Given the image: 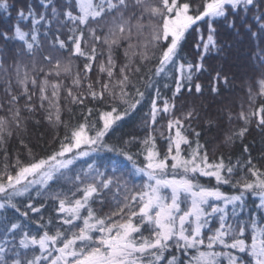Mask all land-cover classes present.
Segmentation results:
<instances>
[{"label": "snow or ice", "instance_id": "1", "mask_svg": "<svg viewBox=\"0 0 264 264\" xmlns=\"http://www.w3.org/2000/svg\"><path fill=\"white\" fill-rule=\"evenodd\" d=\"M40 4L44 12L37 13L31 5L15 9L14 35L0 32L4 41L22 42L10 63L0 59V210L11 207L30 219L29 211H40L31 202L33 190L37 197L50 192L63 227L53 232L41 216L36 223L45 231L32 235L19 222H5L0 264H264V224L252 213L243 218L248 193L259 199L256 208L264 212V169L250 154L236 164L231 158L225 162L223 155L210 158L208 145L201 143L202 132L193 127L201 120L196 105L176 115L178 97L184 90L192 92V73L204 69L202 62H180L187 34L190 30L197 34L195 46L203 61L209 52L223 50L217 40L223 25L260 40L256 53L260 71L242 84L246 93L238 112L224 107L204 123L210 131L227 122L228 127L221 129L224 146L242 141L253 124L264 133V0H69L62 6L40 0ZM12 10L9 0H0V13L11 16ZM28 20L30 33L19 23ZM42 23L46 29L53 23L58 26L47 48L38 36ZM62 28L68 29L67 40L61 37ZM172 71L176 73L171 77L176 85L172 97H165L161 105L156 89L145 113V136L125 140L123 146L108 143L110 134L142 106V89ZM212 71L214 94H219L221 82L231 86L223 68ZM195 92H202L199 83ZM77 106L82 121L74 115ZM38 113L55 130L53 140L58 142L50 154L39 157L23 139L30 121L41 123ZM235 122L239 125L233 126ZM14 138L27 149L28 161L19 153L12 157L9 145ZM133 143L140 145L136 153L128 150ZM244 152L249 153L246 145ZM101 153L112 154L103 157L107 163H98ZM80 160L87 167L74 171ZM238 169L247 174L233 182ZM201 177L214 178L216 185L205 186ZM60 180L71 187L51 191ZM220 185L240 191L225 195ZM23 196L30 202L21 211L16 197Z\"/></svg>", "mask_w": 264, "mask_h": 264}, {"label": "trees", "instance_id": "2", "mask_svg": "<svg viewBox=\"0 0 264 264\" xmlns=\"http://www.w3.org/2000/svg\"><path fill=\"white\" fill-rule=\"evenodd\" d=\"M10 4L13 6L11 11V16H8L6 13H0V32L4 30L9 31V35H14L12 29L16 24V11L21 7L27 8L29 5L37 12H44L45 9L42 8L40 0H9ZM58 6H62L65 3H68L69 0H55ZM48 15H51L50 9L48 10ZM20 27L25 32H31L32 23L28 21H20ZM57 25L53 23L51 28L46 29L44 24L38 25V36L40 42L47 48L49 40H51L54 35L57 33ZM48 32L49 35L45 36V32ZM205 37L207 36V26L204 25L202 29ZM60 34L62 39L67 40L68 29H60ZM196 38L197 34L190 30L187 34V39L184 43L183 49L180 52V62L185 64L191 62H202L204 69L200 72L192 73V92L189 94L186 90L183 91V95L178 97L176 101L177 111L176 115H180V112L192 105H196L201 111V120L199 123L194 122L193 127L197 131L202 132L201 143H206L208 145L209 156L210 158H217L223 155L225 162H228L231 158V162L236 164L237 160L244 161L248 158L249 154L254 163L258 167L264 169V133L259 131L255 124L250 128V131L245 135L243 140H237L235 144L230 146H224L221 143L223 132L221 129H226L228 124L224 121L220 128L213 127L210 131L208 126L204 123L206 118L213 117L215 118L221 108L232 107L234 112L239 111V101L244 98L246 90H242V84L249 81L252 77H258L259 67H258V58L256 53L261 47L260 40L255 38H250L245 31H241L237 34L236 30L227 29L223 25H220L218 28L217 40L222 51L217 52L215 50L209 52L203 61H200L198 55V50L196 48ZM30 39V36H29ZM22 42L16 39H9L4 41L0 39V59H4L11 62V59L15 54L21 50ZM68 53H64V57L67 58ZM122 59V57H121ZM80 67H83L82 59L80 60ZM223 68L224 71L228 74L229 79L232 81L230 87H225L221 82L217 87H219V94H214L211 89L213 87V77L215 72L212 69ZM95 71H93L92 76L95 78ZM176 73L174 71L170 72L168 75L163 77H158L153 81V87L142 89L145 91V98L142 102V106H139V110L131 117L127 118L121 125L116 129L115 132L111 133L108 137L107 142L112 144H119L123 146L125 140H129L132 137L142 139L147 129L143 126L145 119V113L150 111L151 98L156 95V89L160 91V99L158 100L159 104H163L165 97L171 99L172 90L175 89V81L173 76ZM165 83L168 84V87H165ZM199 83L202 86V92L197 94L195 92V85ZM69 113L67 110L64 113V118L67 120L69 118ZM77 120L83 119L80 115L78 106L74 113ZM37 118L41 120L39 125L35 124L33 121L29 122V127L27 134L23 136V139L29 144L32 148L33 153L39 157L50 154L51 151L58 146V142H54L53 138L56 135L54 129L50 128L44 121L41 114H37ZM161 124H166V120H161ZM239 122H235L233 126H238ZM64 134V128L61 127L59 130V135L62 137ZM160 147L166 148L164 141H159ZM248 146L249 153L244 152V147ZM140 149L139 143H133L128 146V150L132 153L138 152ZM9 152L14 158L17 153L20 154L21 159L28 161L29 156L27 149H23L17 139L9 145ZM111 156V153L104 154L101 153V160H98V163L103 161L107 163L106 160H103V157ZM125 164L128 161L124 160L123 157H120ZM138 163H143V157H139ZM81 167H87L86 163L83 160L77 161L74 166V171H79ZM0 170H2V158H0ZM247 174L241 173L239 169L233 177V182L236 179H239L240 175ZM140 182L139 180L137 181ZM205 186H215L216 181L213 178H205L200 180ZM70 185L66 184L64 180H60L57 183L52 185L51 191L59 192L61 190L67 191ZM220 190L225 195H234L237 194L240 189L233 188L230 185H220ZM50 192H45L43 195L37 197L35 191L33 190L32 196L34 199L31 201L35 204L36 207L40 208V211L33 213L28 212L30 219H26L16 209L8 207L6 209L0 210V243L3 241V232L2 225L7 221L19 222L25 226L26 230L32 235L42 234L45 231V228L39 227L36 221H39L41 216H43L42 223L47 225L53 232L57 227H63L60 225L56 219L57 213L54 210L56 202L49 198ZM27 196L16 197V203L20 207L21 211L25 210V206L29 203ZM259 203V199L253 196L251 193H248L245 197V207L243 218L248 219L250 213L255 214L257 222L259 224H264V212L259 211L256 208V205ZM104 211H108L107 206L104 208ZM231 211V209H229ZM239 211V209L237 210ZM34 218V219H31ZM49 219L52 220L51 224H48ZM250 242V236H249Z\"/></svg>", "mask_w": 264, "mask_h": 264}, {"label": "rangeland", "instance_id": "3", "mask_svg": "<svg viewBox=\"0 0 264 264\" xmlns=\"http://www.w3.org/2000/svg\"><path fill=\"white\" fill-rule=\"evenodd\" d=\"M205 178H209V177H201L200 180H201V179H205ZM213 179H214V178H213ZM229 209H231V207H229Z\"/></svg>", "mask_w": 264, "mask_h": 264}]
</instances>
